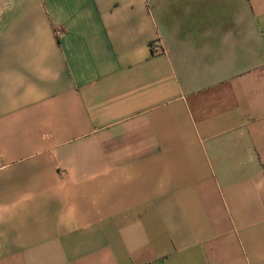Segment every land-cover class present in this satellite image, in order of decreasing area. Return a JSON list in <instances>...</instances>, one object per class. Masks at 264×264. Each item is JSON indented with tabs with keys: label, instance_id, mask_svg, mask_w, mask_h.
<instances>
[{
	"label": "crops",
	"instance_id": "obj_1",
	"mask_svg": "<svg viewBox=\"0 0 264 264\" xmlns=\"http://www.w3.org/2000/svg\"><path fill=\"white\" fill-rule=\"evenodd\" d=\"M0 264H264V0H0Z\"/></svg>",
	"mask_w": 264,
	"mask_h": 264
},
{
	"label": "built area",
	"instance_id": "obj_2",
	"mask_svg": "<svg viewBox=\"0 0 264 264\" xmlns=\"http://www.w3.org/2000/svg\"><path fill=\"white\" fill-rule=\"evenodd\" d=\"M150 48L152 51H159L160 50V43L158 40H154L152 41V43H150Z\"/></svg>",
	"mask_w": 264,
	"mask_h": 264
}]
</instances>
